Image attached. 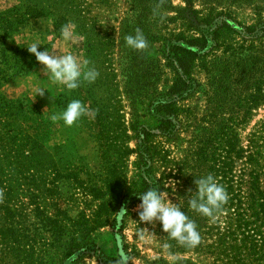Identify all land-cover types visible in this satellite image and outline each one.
Here are the masks:
<instances>
[{
	"label": "rangeland",
	"instance_id": "rangeland-1",
	"mask_svg": "<svg viewBox=\"0 0 264 264\" xmlns=\"http://www.w3.org/2000/svg\"><path fill=\"white\" fill-rule=\"evenodd\" d=\"M17 3V0H0V13ZM194 7L197 13L202 12L199 15L214 9L215 15L245 26L259 28L264 23V0H194ZM185 8V0H59L56 8H46L44 15L32 18L7 41L14 48L39 40L44 44L39 46L40 51L48 48L61 55L71 52L81 62L88 61V66L95 68L99 76L95 82H82L78 89L69 91L50 84L43 74V65L27 64L34 55L26 58L27 63L21 68L20 54L7 50L4 57L0 53V68L8 73L0 94L22 100L24 105L9 113L8 127L16 128L22 123V129L34 131L40 121L39 129L48 131L46 143L51 155H59L68 166L62 170L68 178L62 179L59 191L51 195L32 185L24 189L15 186L10 191L0 188V264H62L58 256L61 250L50 243L51 233L42 224V215L52 212L53 203L60 201L76 219L80 209L90 203L94 209L101 202L92 201L86 190L105 186L107 173L123 174L129 183L135 179L141 162L139 131L157 125L155 103L168 91L175 77L170 47L194 36L198 28L192 20L194 14L184 11ZM62 17L63 25L69 22L74 25L75 44L64 42L60 29L57 30V21ZM137 31L145 39L144 49H133L125 42L127 36H134ZM239 41L235 35L219 41L214 53L197 65L194 75L200 85L194 93L178 101L181 122L175 136L152 138L170 158L169 166L174 167V163L186 158L196 162L197 147L209 136L207 68L224 67L232 45ZM45 87L52 93L46 91L44 96L36 97L37 89ZM60 94L63 97L59 100ZM73 99L81 100L89 114L71 127L63 121L52 122L50 114L61 112ZM37 115L42 118H36ZM263 115L264 106L253 110L241 134L246 135ZM169 181L173 189L165 192L168 202L183 201L184 205L185 194L180 195L173 178ZM139 204L140 201L133 203L122 229L111 224L94 232L96 243L111 260L105 263L90 253L78 256L71 264H116L124 248L133 255L131 264H149L161 257L164 264H178L181 259L203 263L192 251L170 252L162 242L159 223L138 220Z\"/></svg>",
	"mask_w": 264,
	"mask_h": 264
},
{
	"label": "trees",
	"instance_id": "trees-1",
	"mask_svg": "<svg viewBox=\"0 0 264 264\" xmlns=\"http://www.w3.org/2000/svg\"><path fill=\"white\" fill-rule=\"evenodd\" d=\"M17 1L0 13V53L4 57L7 50L20 54L23 68L26 58L32 54L24 45L13 48L7 41L32 18L44 15L46 8H56L59 0ZM185 2L187 8L184 11L194 14L192 20L198 28L194 36L170 47L175 77L168 91L155 103V112L159 116L157 125L142 127L139 131L141 162L135 179L129 183L123 174L107 173L104 177L106 185L102 188H83L92 201L101 200L96 208L88 204L80 209L75 219L60 201H55L53 211L41 217L42 224L51 233L50 243L61 250L58 256L62 264H71L78 256L90 253L105 263L107 259L111 260L96 243L94 232L111 224L122 229L133 203L140 201L139 193L152 188L170 192L173 187L169 180L172 178L179 186L180 195L185 194L183 210L196 223L200 241L194 247L181 245L169 239L160 228L162 242L170 252L192 251L203 262L181 259L178 264H264V115L246 135L240 132L252 118V111L264 106V23L259 28L245 26L215 15L214 9L199 15L202 12L197 13L194 0ZM63 20L62 17L57 21V30L63 26ZM233 35L240 41L232 45L224 67L214 69L212 65L207 68L209 136L197 147L195 163L186 158L174 163V167L169 166L170 158L152 138L175 136L181 122L178 101L194 93L200 85L194 75L197 65L203 64L204 59L214 53L219 41ZM36 62L33 56L27 64ZM7 76V71L0 68V87ZM60 97L63 94L59 100ZM58 104L63 106L60 101ZM22 107V100L0 94V124L3 125L0 128V188L10 191L15 186L24 189V186L32 185V188L51 195L59 191L62 179L68 178L62 174L63 168L68 166L59 155H51L46 143L48 131L39 129L40 121L34 131L22 129V123L16 128L8 127L9 113ZM18 115L19 111L16 119ZM200 160L202 162L198 163ZM209 174L215 176L228 193L226 204L214 218L199 215L187 203L188 189L196 190L195 178ZM132 257L124 248L116 264H131ZM163 262L161 257L149 264Z\"/></svg>",
	"mask_w": 264,
	"mask_h": 264
},
{
	"label": "clouds",
	"instance_id": "clouds-1",
	"mask_svg": "<svg viewBox=\"0 0 264 264\" xmlns=\"http://www.w3.org/2000/svg\"><path fill=\"white\" fill-rule=\"evenodd\" d=\"M60 36L64 42L75 44L74 25L71 22L63 25L60 28ZM125 42L127 46L133 49L146 47L145 39L139 31L134 36H127ZM16 43L20 45L19 42L16 41ZM42 44L37 40L25 42L24 46L26 45L28 52L35 56L39 64L44 66L42 71L50 84L63 86L72 91L78 89L82 82H95L99 76L95 68L88 66V61L81 62L71 52L61 55L49 51L48 48L40 51L39 46ZM55 47L56 45L53 44V50ZM46 91L51 92L46 87L37 89L36 97L38 95L44 96ZM88 114L89 110L85 104L79 99H73L67 103L61 112H52L49 118L54 123L63 121L65 126L71 127ZM194 184L195 191L188 189V207L201 216L214 218L226 204L228 193L212 174L195 178ZM138 198L140 200V204L137 206L139 221L149 224L158 222L161 231L166 233L169 239L176 240L181 245L194 247L199 243L200 235L197 231V225L183 210V201H179V203L168 202L167 194L160 191L159 188L140 192Z\"/></svg>",
	"mask_w": 264,
	"mask_h": 264
}]
</instances>
